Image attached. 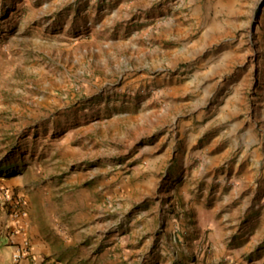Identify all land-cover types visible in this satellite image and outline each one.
Returning <instances> with one entry per match:
<instances>
[{
  "label": "rangeland",
  "instance_id": "1",
  "mask_svg": "<svg viewBox=\"0 0 264 264\" xmlns=\"http://www.w3.org/2000/svg\"><path fill=\"white\" fill-rule=\"evenodd\" d=\"M8 158L43 263L264 264V0H0Z\"/></svg>",
  "mask_w": 264,
  "mask_h": 264
},
{
  "label": "crops",
  "instance_id": "2",
  "mask_svg": "<svg viewBox=\"0 0 264 264\" xmlns=\"http://www.w3.org/2000/svg\"><path fill=\"white\" fill-rule=\"evenodd\" d=\"M212 209L214 210L215 207H212ZM33 219L31 214H28V217L25 215L17 221H13L9 217L8 212L2 209L0 210V264H53V260L51 259H47L46 262L43 263L45 257L49 258V255L46 256L45 252L42 250V242H40L39 239H35V224L33 223ZM251 221H254V219ZM215 223L216 222L213 224ZM232 233L233 231L228 230L224 236H221L214 229L210 234L213 239L217 238L220 241L222 239L223 243L228 244L232 241ZM235 234L236 232H234V237L236 238L238 235ZM25 242L29 243V253L26 257L16 260L15 255L23 251ZM68 257H72V255L69 254L67 257L64 255L62 258L60 257V259L65 261ZM72 259H74V257H72L71 260Z\"/></svg>",
  "mask_w": 264,
  "mask_h": 264
},
{
  "label": "built area",
  "instance_id": "3",
  "mask_svg": "<svg viewBox=\"0 0 264 264\" xmlns=\"http://www.w3.org/2000/svg\"><path fill=\"white\" fill-rule=\"evenodd\" d=\"M11 203V194L10 191L6 188L0 187V210L2 209L5 212H8L9 217L13 221H17L18 219L24 217L26 214L22 209V204H20V201H17V206L10 208V210H7L6 207L7 204ZM29 253V243L25 242L23 251H20L18 254L15 255V259L19 260L22 257H26Z\"/></svg>",
  "mask_w": 264,
  "mask_h": 264
},
{
  "label": "trees",
  "instance_id": "4",
  "mask_svg": "<svg viewBox=\"0 0 264 264\" xmlns=\"http://www.w3.org/2000/svg\"><path fill=\"white\" fill-rule=\"evenodd\" d=\"M17 153V151H16ZM18 166V162L17 161H11V158L5 159V160H0V169H4V170H10V171H14L16 169V167ZM66 254L65 256L67 257Z\"/></svg>",
  "mask_w": 264,
  "mask_h": 264
}]
</instances>
